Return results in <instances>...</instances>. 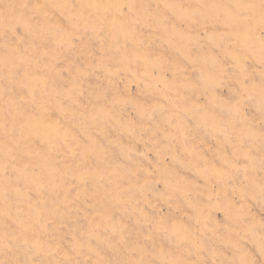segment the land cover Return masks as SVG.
<instances>
[{
	"label": "rangeland",
	"instance_id": "374dc122",
	"mask_svg": "<svg viewBox=\"0 0 264 264\" xmlns=\"http://www.w3.org/2000/svg\"><path fill=\"white\" fill-rule=\"evenodd\" d=\"M0 264H264V0H0Z\"/></svg>",
	"mask_w": 264,
	"mask_h": 264
}]
</instances>
